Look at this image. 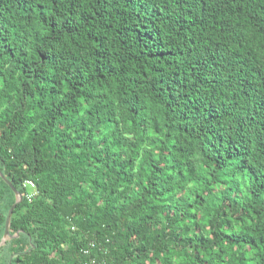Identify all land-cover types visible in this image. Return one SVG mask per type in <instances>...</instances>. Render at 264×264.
I'll return each mask as SVG.
<instances>
[{
	"label": "trees",
	"instance_id": "16d2710c",
	"mask_svg": "<svg viewBox=\"0 0 264 264\" xmlns=\"http://www.w3.org/2000/svg\"><path fill=\"white\" fill-rule=\"evenodd\" d=\"M0 171V264H264V0H0Z\"/></svg>",
	"mask_w": 264,
	"mask_h": 264
},
{
	"label": "water",
	"instance_id": "95a60500",
	"mask_svg": "<svg viewBox=\"0 0 264 264\" xmlns=\"http://www.w3.org/2000/svg\"><path fill=\"white\" fill-rule=\"evenodd\" d=\"M0 176L10 185V187L12 188V190L14 191V193L17 197L16 203L12 206V208L10 209L9 214L7 216L5 235H4L2 242L0 243V245H2V244H5L8 239L13 238V236H11V234H10L12 217H13V214H14L15 209L17 208L18 204H20L23 201L24 196L18 190H16V188L13 186V184L6 179V177L3 175V173L1 171H0Z\"/></svg>",
	"mask_w": 264,
	"mask_h": 264
},
{
	"label": "built area",
	"instance_id": "2783aa9c",
	"mask_svg": "<svg viewBox=\"0 0 264 264\" xmlns=\"http://www.w3.org/2000/svg\"><path fill=\"white\" fill-rule=\"evenodd\" d=\"M24 187L28 190L26 192V198L31 202L33 201V199L38 195V189H37V185L36 182H34L33 180H27L24 183ZM75 229V228H74ZM90 246L95 247V243L92 242L90 243ZM89 246V247H90ZM84 254L90 256L91 255V250L90 249H86L84 250ZM87 264H101V262H99L96 258H91V260L87 263Z\"/></svg>",
	"mask_w": 264,
	"mask_h": 264
}]
</instances>
